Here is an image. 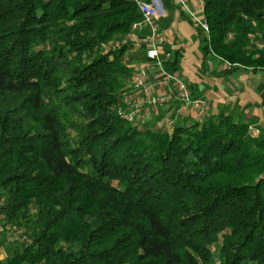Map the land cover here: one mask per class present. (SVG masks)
<instances>
[{
	"label": "trees",
	"instance_id": "16d2710c",
	"mask_svg": "<svg viewBox=\"0 0 264 264\" xmlns=\"http://www.w3.org/2000/svg\"><path fill=\"white\" fill-rule=\"evenodd\" d=\"M140 18L132 0H0V230L29 231L0 264H264V136L224 113L119 117ZM203 19L217 76L264 72V0H203Z\"/></svg>",
	"mask_w": 264,
	"mask_h": 264
},
{
	"label": "crops",
	"instance_id": "0c3cea01",
	"mask_svg": "<svg viewBox=\"0 0 264 264\" xmlns=\"http://www.w3.org/2000/svg\"><path fill=\"white\" fill-rule=\"evenodd\" d=\"M164 13L155 17L156 42L159 57L165 58L164 67L169 69L170 63L188 85L192 97L203 98L207 104L209 115L221 113L231 115L235 120L248 123L255 135L264 136V89L260 86L264 81V72H235L226 76H217L223 68L217 61L205 60L201 52V36L196 22L189 14L193 12L200 21L203 19V0H161ZM198 24V23H197ZM150 33L147 25L131 29L127 39L143 43L140 47L130 45L124 54V60L130 68L129 77L124 79L125 92L131 95L130 101H137L141 96L138 87L133 84V75L137 68L146 65L148 81L153 84L152 99L168 92L166 85L159 82L154 61L146 56L144 39ZM168 53V56H165ZM166 62L168 64H166ZM178 100L170 99L164 103L143 104V124L162 126V119H169L172 125L201 121L194 111L178 112Z\"/></svg>",
	"mask_w": 264,
	"mask_h": 264
},
{
	"label": "built area",
	"instance_id": "2783aa9c",
	"mask_svg": "<svg viewBox=\"0 0 264 264\" xmlns=\"http://www.w3.org/2000/svg\"><path fill=\"white\" fill-rule=\"evenodd\" d=\"M139 12L141 13V18L132 24L131 29H135L141 25H147L150 28V33L144 39V44L146 45V56L148 59L154 61V66L156 67V74L158 76L159 82L166 85L168 92L164 95L157 96L152 99V94L154 93L153 84L148 81V71L146 65H141L137 68V71L133 75V84L138 87V91L142 93V96L136 101H130V93L124 92L122 100L116 106L117 113L119 117L130 122L132 125H141L143 122V104L151 103L153 100L155 103H164L170 99L178 100L179 106L177 108L178 112H188L189 110L194 111L198 119H203L208 116L207 104L205 99L199 97H192L190 89L186 82L175 73V71H169L164 67L165 58L159 57L157 44L159 36L156 32V22L155 17L158 14L156 0H132ZM181 3L184 2L181 0ZM190 16L193 20L198 23L205 31L208 30L205 21H200L196 15L189 10ZM131 44L135 47H140L143 43L140 41L130 39ZM260 47V42L256 44ZM168 56V53L165 55ZM163 128L166 131H170L173 127L171 120L162 119L161 121ZM256 133V130H253Z\"/></svg>",
	"mask_w": 264,
	"mask_h": 264
},
{
	"label": "rangeland",
	"instance_id": "374dc122",
	"mask_svg": "<svg viewBox=\"0 0 264 264\" xmlns=\"http://www.w3.org/2000/svg\"><path fill=\"white\" fill-rule=\"evenodd\" d=\"M35 208L31 209L30 217L35 216ZM29 241V231L24 226L5 225L0 230V260H5L13 254V248L21 247ZM219 264V261H216Z\"/></svg>",
	"mask_w": 264,
	"mask_h": 264
},
{
	"label": "water",
	"instance_id": "95a60500",
	"mask_svg": "<svg viewBox=\"0 0 264 264\" xmlns=\"http://www.w3.org/2000/svg\"><path fill=\"white\" fill-rule=\"evenodd\" d=\"M156 3H157L158 13L159 14L164 13V7H163L161 0H156Z\"/></svg>",
	"mask_w": 264,
	"mask_h": 264
}]
</instances>
